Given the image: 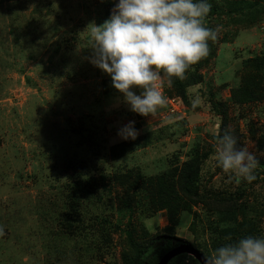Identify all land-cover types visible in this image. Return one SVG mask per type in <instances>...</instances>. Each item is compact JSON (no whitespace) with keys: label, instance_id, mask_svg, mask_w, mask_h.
Masks as SVG:
<instances>
[{"label":"rangeland","instance_id":"1","mask_svg":"<svg viewBox=\"0 0 264 264\" xmlns=\"http://www.w3.org/2000/svg\"><path fill=\"white\" fill-rule=\"evenodd\" d=\"M236 1L212 0L216 55L201 70L204 80L189 87L190 103L167 94L173 87L162 74L157 83L166 106L153 117L130 111L111 77L88 60L90 28L109 18L118 0L0 4V264H122L128 253L123 228L130 221L139 240L149 237L144 229L155 235L176 224L166 211L152 215L124 208L126 190L115 174L166 173L198 145L212 150L203 164V188L236 198L228 203L208 198L214 212L208 204L182 212L175 234L209 256L225 240L215 239L210 228L219 219L216 209L241 204L260 229L254 236L264 238V151L258 146L264 94L241 104L228 101L238 147H247L258 161L256 179L236 183L215 160L221 115L209 91L223 101L232 88L256 92L252 83L264 92V84L256 82L264 69L246 63L264 59V1L253 21L244 5L234 8ZM129 121L139 132L135 140L118 135ZM114 146L125 150L116 159Z\"/></svg>","mask_w":264,"mask_h":264},{"label":"clouds","instance_id":"2","mask_svg":"<svg viewBox=\"0 0 264 264\" xmlns=\"http://www.w3.org/2000/svg\"><path fill=\"white\" fill-rule=\"evenodd\" d=\"M212 5L208 0H118L110 17L92 24L88 44L90 63L111 77L129 110L153 117L166 106L161 75L183 79L186 71L209 53L217 30L206 26ZM198 101H193L195 107ZM135 121L118 131L135 140ZM215 160L236 183L256 179L258 161L247 147H238L231 130L217 137ZM4 229L0 227V235ZM204 264H264V238L246 236L222 245Z\"/></svg>","mask_w":264,"mask_h":264},{"label":"trees","instance_id":"3","mask_svg":"<svg viewBox=\"0 0 264 264\" xmlns=\"http://www.w3.org/2000/svg\"><path fill=\"white\" fill-rule=\"evenodd\" d=\"M5 1L13 0H0V4ZM210 4H212V0ZM251 1V4L248 2ZM264 0H240L242 4L237 0L234 8H238L239 5H244L246 9L254 13L256 8L261 5ZM213 8V7H212ZM242 11V10H241ZM261 12H255L254 17L250 21L257 18ZM214 14V10L206 18V26L215 29L210 19ZM218 38V35H217ZM215 41H209V53L206 57L201 59L198 63L192 65L185 73L183 79L172 78L170 81L173 87L167 91L170 96H179L186 103L189 102L188 89L191 86L198 85L204 80L201 70L208 66L212 57L216 55ZM261 58L254 57L247 60V68L257 67L258 69H264V59L261 62L252 63V61H258ZM262 73V72H260ZM249 77V76H248ZM168 78V77H167ZM246 78V77H245ZM256 82L264 84V78H256ZM251 85V84H250ZM252 88L257 92H250L248 87L232 88V96L227 100H221L217 94L213 91H209V101L213 105V109L221 115L220 131L219 134L214 136L215 143H217V137L222 135L225 129L231 130V114L229 112V102L233 104H241L247 102L250 99H262L264 92L258 89V85L252 83ZM242 91L244 92L242 94ZM252 91V90H251ZM166 93V91H165ZM166 98V94H163ZM232 134L238 139V129L231 130ZM258 146L264 151V135L260 138ZM113 157L116 159L123 155L124 149L117 146L113 147ZM212 150H201L200 146H195L187 154V159L181 163H172L170 171L157 175L145 176L138 172L135 174L130 172H118L115 174V181L118 187L125 188L126 192L122 198V204L126 209L136 210L137 208H144L148 214H158L161 211H166L169 221L172 224H178L180 222V215L184 211L191 212L193 206L202 205L204 207L209 205L210 197H214L224 203H228L229 200L236 198L232 194L224 196L219 193L213 194L207 192L202 185V169L206 159L209 158ZM176 157H179L177 155ZM143 196L147 203H143ZM210 206V205H209ZM218 211L219 219L216 221V227L210 228L216 234L215 239L222 237L225 239L221 242L214 244V250L222 245L228 243H235L239 239L246 236H254L260 232L255 226L254 218L250 217L245 212V206L238 204L227 205L223 210L221 208L216 209ZM74 211V208L72 209ZM210 212H214L210 206ZM166 227L162 233L151 235L146 229L145 234L148 238H142L139 240L135 235L137 229L132 221L129 222L123 231L126 233V241L128 244V253H123L121 258L122 264H159L163 256L170 250L181 246L191 244L188 240L180 238L175 234V227ZM80 229V228H79ZM121 229V228H120ZM122 230V229H121ZM255 237V236H254ZM192 245V244H191ZM200 251V250H199ZM205 256L206 254L202 251ZM207 257V256H206ZM168 264H201L200 261L192 254L188 252L181 253L175 256Z\"/></svg>","mask_w":264,"mask_h":264},{"label":"water","instance_id":"4","mask_svg":"<svg viewBox=\"0 0 264 264\" xmlns=\"http://www.w3.org/2000/svg\"><path fill=\"white\" fill-rule=\"evenodd\" d=\"M184 252H188L194 255L200 261L201 264H204L206 256L203 253H201L198 249H194L190 245H181L170 250L163 256L159 264H168L175 256Z\"/></svg>","mask_w":264,"mask_h":264}]
</instances>
